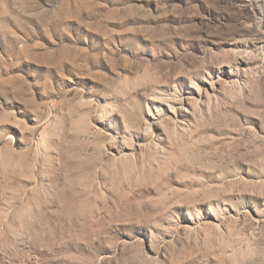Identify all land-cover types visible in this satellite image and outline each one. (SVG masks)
Instances as JSON below:
<instances>
[{
    "label": "rangeland",
    "instance_id": "374dc122",
    "mask_svg": "<svg viewBox=\"0 0 264 264\" xmlns=\"http://www.w3.org/2000/svg\"><path fill=\"white\" fill-rule=\"evenodd\" d=\"M0 264H264V0H0Z\"/></svg>",
    "mask_w": 264,
    "mask_h": 264
}]
</instances>
